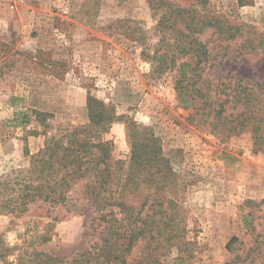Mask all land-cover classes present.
I'll use <instances>...</instances> for the list:
<instances>
[{
	"label": "rangeland",
	"instance_id": "374dc122",
	"mask_svg": "<svg viewBox=\"0 0 264 264\" xmlns=\"http://www.w3.org/2000/svg\"><path fill=\"white\" fill-rule=\"evenodd\" d=\"M167 1L239 27L229 42L212 28L195 35L210 52L200 85L228 94L230 119L242 110L236 87L257 93L264 112V0ZM161 14L147 0H0V203L16 197L9 181L28 168L25 152L36 154L59 126L89 123L90 96L118 119L100 135L113 144L117 174L129 160L131 127L157 140L174 173L166 194L181 208L184 259L172 249L161 264H264V150L249 131H213L200 101H178L179 64L195 60L176 58L163 70L152 60L178 55L176 35L158 28ZM33 111L48 115L47 134ZM94 216L81 184L65 206L38 201L20 215L0 212V264H43L40 254L74 264L98 242Z\"/></svg>",
	"mask_w": 264,
	"mask_h": 264
},
{
	"label": "trees",
	"instance_id": "16d2710c",
	"mask_svg": "<svg viewBox=\"0 0 264 264\" xmlns=\"http://www.w3.org/2000/svg\"><path fill=\"white\" fill-rule=\"evenodd\" d=\"M147 1L152 9L162 11L158 28H167L176 35L170 46L178 52L170 59L161 54L154 55L152 60L162 70L174 65L176 58L188 56L195 60L193 64L192 61L179 64V78L174 85L178 101L184 108L200 101L197 112L201 111L207 118L213 131L227 135L249 131L255 149L264 150V112L255 105L257 93L247 87H236L232 98L242 110L230 119L224 115L225 105L231 102L228 94L222 99L217 90L200 85L203 71L200 65L208 61L210 52L195 35L212 28L218 39L229 42L236 37L239 27L227 25L218 16L199 14L193 8H181L167 0ZM194 1L206 3V0ZM87 111L88 124L59 126L36 154L25 152L30 157L29 166L15 172L9 181L16 187L10 189L16 197L1 201L0 212L20 215L28 205L38 201L65 206L69 194L81 184L95 213L93 223L98 242L91 250L78 254L74 264L83 263L84 259L93 264H161V259L172 249L176 250L175 261L182 262L185 227L181 208L166 194L174 173L157 140L149 134L140 137L137 129L131 127L129 160L117 174L112 169L117 166L112 161L113 144L102 140L100 135L118 119L111 108L90 96ZM33 115L42 133L47 134L48 115L39 111H33ZM115 163L119 165V161ZM139 198L141 201L136 206ZM140 244L141 250L135 256L134 250ZM40 256L43 264L60 261L45 254Z\"/></svg>",
	"mask_w": 264,
	"mask_h": 264
}]
</instances>
